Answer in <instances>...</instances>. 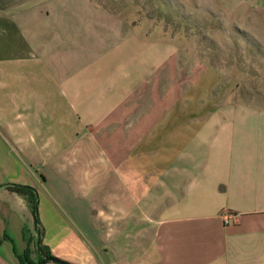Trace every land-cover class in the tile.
<instances>
[{
  "label": "crops",
  "instance_id": "obj_1",
  "mask_svg": "<svg viewBox=\"0 0 264 264\" xmlns=\"http://www.w3.org/2000/svg\"><path fill=\"white\" fill-rule=\"evenodd\" d=\"M108 4L0 0V264L39 259L9 183L72 264H264V0H207L223 57Z\"/></svg>",
  "mask_w": 264,
  "mask_h": 264
},
{
  "label": "rangeland",
  "instance_id": "obj_2",
  "mask_svg": "<svg viewBox=\"0 0 264 264\" xmlns=\"http://www.w3.org/2000/svg\"><path fill=\"white\" fill-rule=\"evenodd\" d=\"M110 7L121 12H135L138 18L146 16L152 17L154 29L162 28L166 34L176 40L184 41L190 46L192 40L197 44V48L204 55L208 53L209 47L219 50L217 56H224L223 36L214 37L213 25L216 23V30L221 34L223 31V21L208 20L207 0H104ZM219 25V26H218ZM194 35V37H192ZM238 40V37H236ZM238 56V53H231L229 56ZM246 67L248 63L245 64ZM223 72L224 70H220ZM231 73L233 82L239 81V69L227 70ZM249 71V70H248ZM238 87V85H236ZM254 88V86H249Z\"/></svg>",
  "mask_w": 264,
  "mask_h": 264
},
{
  "label": "trees",
  "instance_id": "obj_3",
  "mask_svg": "<svg viewBox=\"0 0 264 264\" xmlns=\"http://www.w3.org/2000/svg\"><path fill=\"white\" fill-rule=\"evenodd\" d=\"M8 187L11 190L17 191L23 195H25L27 201L29 202L31 211L33 214H36L37 216V226L36 230L38 233V236H40L39 242H38V254H39V259L34 262L33 264H42L46 260L49 259L51 255L50 250L42 244V228H41V223L38 217V210H37V194L35 192V189L29 185L26 184H18V183H9Z\"/></svg>",
  "mask_w": 264,
  "mask_h": 264
},
{
  "label": "water",
  "instance_id": "obj_4",
  "mask_svg": "<svg viewBox=\"0 0 264 264\" xmlns=\"http://www.w3.org/2000/svg\"><path fill=\"white\" fill-rule=\"evenodd\" d=\"M33 220H34V226L36 227L37 226V216H36V214H33ZM49 258L52 259V260H55L57 262H60L62 264H72V263H70V262H68L66 260H63L61 258H58L56 256H50Z\"/></svg>",
  "mask_w": 264,
  "mask_h": 264
},
{
  "label": "built area",
  "instance_id": "obj_5",
  "mask_svg": "<svg viewBox=\"0 0 264 264\" xmlns=\"http://www.w3.org/2000/svg\"><path fill=\"white\" fill-rule=\"evenodd\" d=\"M222 216H223V221L225 223L229 221V218H228V216L226 214L223 213Z\"/></svg>",
  "mask_w": 264,
  "mask_h": 264
}]
</instances>
